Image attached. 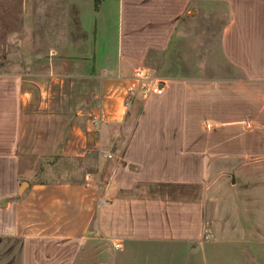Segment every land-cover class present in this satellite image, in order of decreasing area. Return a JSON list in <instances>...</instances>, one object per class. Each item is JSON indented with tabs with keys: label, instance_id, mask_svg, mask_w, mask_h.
Returning <instances> with one entry per match:
<instances>
[{
	"label": "crops",
	"instance_id": "crops-1",
	"mask_svg": "<svg viewBox=\"0 0 264 264\" xmlns=\"http://www.w3.org/2000/svg\"><path fill=\"white\" fill-rule=\"evenodd\" d=\"M143 1L120 4L114 61L95 67L86 53L63 71L52 58L29 78L20 62L15 71L0 67V235L19 241L20 264H264V128L245 120L254 118L252 103L264 113V50L246 47L252 37L233 17L225 48L243 56L242 78L166 80V93L146 101L104 182L44 176L54 157L112 153L108 142L122 133L135 68L127 86L122 76L144 58L142 44L166 51L178 21L159 7L180 0H145L157 7L147 11ZM251 53L262 56L257 69L244 57ZM159 105L163 118L176 114L177 127L146 124Z\"/></svg>",
	"mask_w": 264,
	"mask_h": 264
},
{
	"label": "rangeland",
	"instance_id": "rangeland-1",
	"mask_svg": "<svg viewBox=\"0 0 264 264\" xmlns=\"http://www.w3.org/2000/svg\"><path fill=\"white\" fill-rule=\"evenodd\" d=\"M179 2L180 4L173 8L163 5L159 7L162 16L170 14L172 19L178 18L174 23L176 28L169 48L162 51L158 48L151 49L150 46L145 48L146 45L142 44L140 51L144 58L135 62L127 74H123L125 86L134 68L139 65L150 67L155 74L165 80L179 77L208 80L242 78L243 72L238 63L243 56L240 53L230 56V48L228 51L225 48V30L230 29L232 17L236 22L233 24L239 32L246 30L245 35L252 37L246 47L255 52H259L260 47L264 50V0ZM121 3L122 0H0V67L3 68L2 66L7 64V68L15 71L14 66L20 62L24 64L22 74L29 78L34 73H44L50 66L52 58L59 59L58 63L63 71L68 69L67 62L84 58L83 55L86 53H91L94 66L107 64V60H116L122 28ZM139 6L143 11L157 9L153 1L144 0ZM136 8L139 7L134 9ZM129 10H132L131 6ZM144 14L146 12L140 15L146 17ZM135 16L138 18L139 14ZM130 29L128 26V30ZM145 30L138 29L143 37L148 34L144 33ZM261 37L263 45H260ZM98 46L99 62L96 60ZM244 57L250 59L251 66L255 69L258 67L260 57L262 60V56L254 53ZM262 66L264 70V63ZM262 90L264 95V87ZM149 99L150 96L135 105L131 103L133 106L130 104V107H126L122 133L117 139L112 134L108 142L113 154L111 157L107 154L109 150L96 148L90 149L83 157H54L45 163L44 169L49 170L44 176L49 180L80 181L90 174L91 178H96L92 179L96 182H99V179L102 182L108 180L121 160L119 156L115 157L114 153L122 155L123 147L130 142L139 125L138 115ZM257 106V103H252L248 109L254 118H245L254 122L255 129L264 128V113L258 111ZM157 109L159 113L152 114V118L146 121V124H153L158 131H165L172 123L177 127V120H171L176 114L169 119L163 118L162 105L157 106L154 111ZM134 112L136 113L133 114ZM156 115L160 119L155 118ZM168 115L166 113V116ZM171 139L177 141V135H171ZM18 248L17 239L0 235V264H20Z\"/></svg>",
	"mask_w": 264,
	"mask_h": 264
},
{
	"label": "built area",
	"instance_id": "built-area-1",
	"mask_svg": "<svg viewBox=\"0 0 264 264\" xmlns=\"http://www.w3.org/2000/svg\"><path fill=\"white\" fill-rule=\"evenodd\" d=\"M167 81L162 77L154 74L149 67L139 65L135 68L133 75L130 78V84L127 89L126 105L129 106L132 101L138 96L149 97L151 95H164L166 93ZM94 122L98 123L99 119L94 118ZM112 156L110 152L107 153ZM120 245H116L119 247Z\"/></svg>",
	"mask_w": 264,
	"mask_h": 264
}]
</instances>
